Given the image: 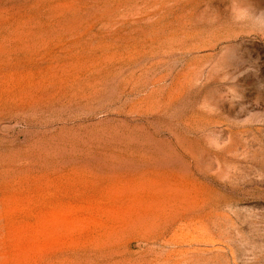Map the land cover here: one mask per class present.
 <instances>
[{
	"label": "rangeland",
	"instance_id": "1",
	"mask_svg": "<svg viewBox=\"0 0 264 264\" xmlns=\"http://www.w3.org/2000/svg\"><path fill=\"white\" fill-rule=\"evenodd\" d=\"M206 7L0 0V264H264V41Z\"/></svg>",
	"mask_w": 264,
	"mask_h": 264
},
{
	"label": "clouds",
	"instance_id": "2",
	"mask_svg": "<svg viewBox=\"0 0 264 264\" xmlns=\"http://www.w3.org/2000/svg\"><path fill=\"white\" fill-rule=\"evenodd\" d=\"M228 16L225 21H221L219 15L206 7L202 12V18L212 25H221L223 34L229 39L239 37H249L264 41V10H257L253 7L251 0H228ZM224 54L220 57L212 58L209 62L213 64L214 74H219L222 69L218 65L222 62ZM226 80L227 77L225 76ZM200 81L197 80L196 83Z\"/></svg>",
	"mask_w": 264,
	"mask_h": 264
}]
</instances>
